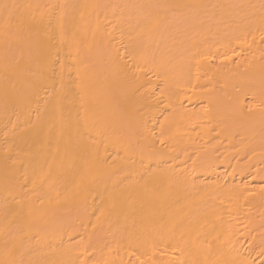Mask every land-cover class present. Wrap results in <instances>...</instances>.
I'll return each instance as SVG.
<instances>
[{
	"label": "bare ground",
	"instance_id": "obj_1",
	"mask_svg": "<svg viewBox=\"0 0 264 264\" xmlns=\"http://www.w3.org/2000/svg\"><path fill=\"white\" fill-rule=\"evenodd\" d=\"M0 264H264V0H0Z\"/></svg>",
	"mask_w": 264,
	"mask_h": 264
}]
</instances>
